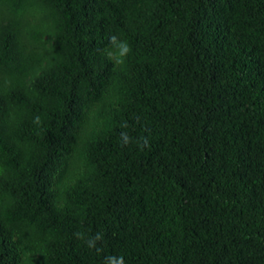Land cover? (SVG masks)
Instances as JSON below:
<instances>
[{
	"label": "trees",
	"instance_id": "obj_1",
	"mask_svg": "<svg viewBox=\"0 0 264 264\" xmlns=\"http://www.w3.org/2000/svg\"><path fill=\"white\" fill-rule=\"evenodd\" d=\"M108 256L264 264V0H0V264Z\"/></svg>",
	"mask_w": 264,
	"mask_h": 264
},
{
	"label": "clouds",
	"instance_id": "obj_2",
	"mask_svg": "<svg viewBox=\"0 0 264 264\" xmlns=\"http://www.w3.org/2000/svg\"><path fill=\"white\" fill-rule=\"evenodd\" d=\"M110 40L112 42H115L116 41V37L112 36V37H110ZM128 51H130V48L127 45V43L126 42H121L120 45H119V55L121 57H123V56H125L127 54ZM120 62H122V60ZM76 235H77L78 238L84 239L82 234L76 233ZM100 239H101V234L97 233V234H95V236L90 237V238H88L85 241L86 246L91 249V248L95 247L96 241L100 240ZM106 260H107V264H124V260H123L122 256H120V257L108 256V257H106Z\"/></svg>",
	"mask_w": 264,
	"mask_h": 264
}]
</instances>
